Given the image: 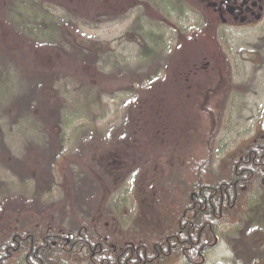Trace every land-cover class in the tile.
Wrapping results in <instances>:
<instances>
[{
	"label": "rangeland",
	"instance_id": "1",
	"mask_svg": "<svg viewBox=\"0 0 264 264\" xmlns=\"http://www.w3.org/2000/svg\"><path fill=\"white\" fill-rule=\"evenodd\" d=\"M205 7L201 0H0V237L6 225L39 233L81 222L109 246L150 248L174 230L188 195L190 172L176 166L210 150L213 180L264 145V14L251 25L218 23L212 40L200 32ZM16 20H28L25 33ZM178 31L192 39L179 47ZM214 64L229 88L204 99L208 121L191 105L194 84L212 83ZM53 72L60 78L40 88ZM188 75H195L190 91L180 79ZM57 105L65 121L55 119ZM60 144L52 164L50 150ZM216 224L200 264H264L259 178L240 186ZM19 255L9 264H26ZM51 264H88L87 252L75 247ZM152 264L189 263L172 250Z\"/></svg>",
	"mask_w": 264,
	"mask_h": 264
},
{
	"label": "trees",
	"instance_id": "2",
	"mask_svg": "<svg viewBox=\"0 0 264 264\" xmlns=\"http://www.w3.org/2000/svg\"><path fill=\"white\" fill-rule=\"evenodd\" d=\"M204 10L206 14V25L200 32L203 37H214L213 30L219 23V20L210 8L205 7ZM159 18L163 19L161 16ZM21 21H24V23L17 21L18 23H15L14 27H17L25 33L28 28V20ZM212 37L211 39L213 40ZM191 39V35L179 32L177 45L180 47L184 43L189 42ZM3 48H1V54H6L8 51ZM88 55L90 54H87L86 56ZM89 57H85L84 60L87 61ZM12 58L15 60L14 56H12ZM209 63L210 61L207 62L206 65L203 64L201 69L208 71L207 66ZM198 71L199 70L197 69L195 72L197 73ZM195 72L193 74L196 75ZM211 72L213 73V79L211 80L212 83L208 81L203 87L200 85L199 87L196 83L194 84V86L196 85L197 87L195 92L196 99L191 105L198 113L207 115L206 119L208 121L212 118V111L206 104L205 100H207V97H209L211 93L220 92L223 89L229 88L227 81H225L226 84L223 83V72L218 65L214 64ZM58 75L59 73L53 72V74L41 77L38 84L39 87L49 88L53 85V83H49V81L51 80V82H55L60 78ZM195 75H188L189 77L184 76L185 78H180L181 81H184V84L187 85V90L189 91L191 89V79H193ZM98 76L101 77L99 74ZM179 76L181 77V75ZM177 77L178 76H175L174 79H177ZM223 85L227 87L223 88ZM187 97H190V95H187ZM52 103L53 105H56L57 103L54 97ZM30 104L32 105V102H30ZM38 108L41 109L42 114L45 112L44 104L41 102H39ZM53 114L55 119H58L59 121H65L67 118L60 113L58 105L56 110L53 111ZM210 128H212V125ZM211 131L207 134L208 138L206 140L213 137ZM207 151V156L204 159L197 160L190 156V158L188 157L186 160L185 166H176L179 167V171L181 172L185 171L188 174L190 172L191 178L188 177V179L191 181L186 183L184 186L188 195L185 196L184 194L181 199L182 204L178 208L179 212L175 217L176 226L174 230H171L161 240L157 239L154 241L150 248L146 246L145 242H128L122 247H119L116 244L114 246H109L104 240L89 234V225L86 224L85 226V224L81 222L71 224L68 229L61 228L53 223L46 226V229L44 231H40L39 233L36 231H29L25 228L11 229V226L6 225L5 232L3 233L4 237H0V264L11 263V261L15 258V255L19 252L23 253L22 256L19 255V258H22L26 264H51L53 261L60 262L67 255H69L75 247L85 249L87 252L88 264H152L162 257L169 256L172 250H177L183 256L186 263L200 264L203 261L204 253H206V251L214 245L217 236L216 222L219 218L201 213L194 219H186L187 215L191 216V212L186 210V206H190V193L192 191L199 192L201 186L207 185L205 179L206 175L210 174L209 165L211 161L210 150ZM50 152L52 153L51 163L57 164V160L61 156V144L58 147L52 148ZM256 159L257 160L248 159V162L245 163L246 166L248 165L251 167L250 171L253 173L260 171L261 167L260 165L254 164L258 163V157ZM248 163L252 165H249ZM241 165V163L237 165V171L242 172L240 176L245 178L249 177L251 172L245 171L244 166ZM210 183L209 185H214L213 183ZM234 193L235 191L230 188L229 204L233 201ZM131 251L133 252L132 255L130 254Z\"/></svg>",
	"mask_w": 264,
	"mask_h": 264
},
{
	"label": "flooded vegetation",
	"instance_id": "3",
	"mask_svg": "<svg viewBox=\"0 0 264 264\" xmlns=\"http://www.w3.org/2000/svg\"><path fill=\"white\" fill-rule=\"evenodd\" d=\"M206 1V6L212 10L217 16L219 23L224 25H251L263 18L264 14V0H201ZM263 116V115H262ZM261 128V126H260ZM264 136V132L261 129ZM260 165V171L253 173L250 168L246 166L249 160H257ZM241 163L244 170L251 172L249 177H241V173L237 171V165ZM249 165H252L248 163ZM253 164V165H254ZM259 178L260 185L264 188V145H254L246 154L238 157L233 163V170L229 176H221L216 179H205L207 185L201 186L198 191H192L189 195V204L186 210L190 211L191 216L187 215L186 219H194L199 214L216 216L219 219L226 215L238 199V192L241 185L247 183L249 180ZM209 180V181H208ZM212 181V182H211ZM213 183L211 186L209 183ZM210 183V184H211ZM235 191L234 198L229 204V189ZM243 188V186H242ZM114 246V245H112ZM131 251V255H132ZM145 253V252H144ZM138 255V254H137Z\"/></svg>",
	"mask_w": 264,
	"mask_h": 264
},
{
	"label": "water",
	"instance_id": "4",
	"mask_svg": "<svg viewBox=\"0 0 264 264\" xmlns=\"http://www.w3.org/2000/svg\"><path fill=\"white\" fill-rule=\"evenodd\" d=\"M260 126H261V129L264 132V112H263V116H262V120H261Z\"/></svg>",
	"mask_w": 264,
	"mask_h": 264
}]
</instances>
